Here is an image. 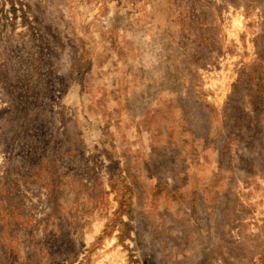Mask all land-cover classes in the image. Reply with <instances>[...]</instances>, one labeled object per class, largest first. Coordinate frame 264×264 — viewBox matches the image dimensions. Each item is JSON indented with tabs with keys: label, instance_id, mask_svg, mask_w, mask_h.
Masks as SVG:
<instances>
[{
	"label": "rangeland",
	"instance_id": "rangeland-1",
	"mask_svg": "<svg viewBox=\"0 0 264 264\" xmlns=\"http://www.w3.org/2000/svg\"><path fill=\"white\" fill-rule=\"evenodd\" d=\"M0 264H264V0H0Z\"/></svg>",
	"mask_w": 264,
	"mask_h": 264
}]
</instances>
